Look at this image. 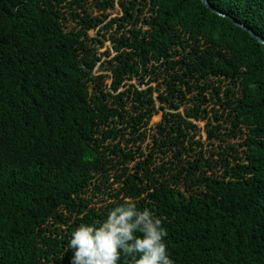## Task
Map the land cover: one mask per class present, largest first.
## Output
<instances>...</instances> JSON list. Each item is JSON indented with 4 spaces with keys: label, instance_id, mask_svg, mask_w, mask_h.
Returning <instances> with one entry per match:
<instances>
[{
    "label": "trees",
    "instance_id": "16d2710c",
    "mask_svg": "<svg viewBox=\"0 0 264 264\" xmlns=\"http://www.w3.org/2000/svg\"><path fill=\"white\" fill-rule=\"evenodd\" d=\"M85 1L0 0V264H70L71 232L125 198L161 219L174 264H264V45L201 0H119L122 16L101 27L115 24L110 75L95 76L101 40L88 32L105 15L91 16ZM207 1L264 40V0ZM72 4L81 13L67 29ZM94 5L105 12L114 0ZM146 76L162 79L157 99L169 109L185 101L182 87L196 91L186 113L194 118H204L209 95L221 111L214 121L243 136L240 153L228 148L233 165L219 155L222 174L206 175L199 155L172 174L170 161L155 166L150 155L132 173L119 168L134 159L120 142L141 140L155 113ZM165 131L153 141L160 152L183 142L179 123ZM112 170L124 177L115 202L86 210L90 188Z\"/></svg>",
    "mask_w": 264,
    "mask_h": 264
},
{
    "label": "rangeland",
    "instance_id": "374dc122",
    "mask_svg": "<svg viewBox=\"0 0 264 264\" xmlns=\"http://www.w3.org/2000/svg\"><path fill=\"white\" fill-rule=\"evenodd\" d=\"M94 1L95 0H86L83 3L84 8L87 9V13L93 17L96 16L99 18H102V15H105V18L103 19V22L96 27V29L90 30L88 32V36L97 39L99 38L101 40L100 44H96L97 56L100 57V61L96 65L93 73L95 76L101 74L106 76L110 75V73L106 70V67H108L106 62L112 59L115 55L109 40L110 35L115 29V24H112V27H101L109 23L112 18H120L122 16V12L118 4L119 0H114V7L112 9L106 10L105 12H99L94 5ZM63 11V15L65 17V26L67 29H69L75 25V20L72 19L73 14L75 12L81 13V8H78L75 4H72L70 9L66 8ZM128 28L129 26L127 29ZM144 80L147 86L153 89L152 97L155 103V113L143 127L144 136L140 137L141 140L130 141L129 138H131V136L127 135L125 136V139L120 142L119 146L123 148V150L131 149L134 159L122 166H119V168H126L130 173H132L135 170V163L138 161H145V158H149L150 155L155 166H160L163 163H168L170 161L172 164L165 165V167L173 169L170 171L172 174L176 173V170H174L176 169L175 166H185L187 161L194 162L199 155L202 156V158H204L209 164L208 167L206 165L202 167V170L205 171L206 175H210L211 173L216 175L222 174L219 155L224 156L227 154V162H229L230 165L234 164L231 157L233 154L228 148L233 146L236 152L240 153V143L242 142L243 136L239 138L230 137V132L228 130H224L225 125L223 124V119L214 121L212 110H218L219 116L221 115V111L219 110L220 108L218 106H214L210 102V97L207 93L203 94L206 102L202 105V108L206 111L204 118H194L192 116H188L186 113L189 112L193 103L196 102V91L187 93L185 88L182 87V91L185 93V101L183 104L179 105L176 110H173L160 103L157 99L159 93H164L165 90V85L162 79L158 78L156 81H154L146 76ZM103 82L104 86H109L111 83V78L104 77ZM126 83L128 85L130 84L135 86L138 90H143L147 87L144 84H140V82L137 80H130ZM128 85L121 87L120 90H126ZM170 115H179V119H173L170 117ZM182 121L188 122L192 127L185 128V126L182 124ZM178 123L183 134V142H181L182 145L178 144L176 147H171V150L161 148L162 152H160L158 148L154 146V138H159L161 136L163 137L166 134L165 130L169 131L170 126L178 125ZM213 126L219 127V131H217L219 139L208 136L207 130L212 129ZM212 131L215 132V130ZM173 135L175 136L176 134L173 133ZM128 139L129 141H127ZM125 145L126 149H124ZM182 147H184V149H182ZM139 153L144 154V157H139ZM195 173H198V171ZM119 174V170H112L107 175L106 182L103 185H100L99 190L93 187L90 188V192L87 194L86 198H91V202L88 204L86 210L93 208L95 211H98L107 204L115 202V198L113 196L119 192L121 182L124 179V177L119 179ZM118 197L122 198V194L119 193ZM78 217L81 218L82 215H78ZM69 226L70 223H68V227Z\"/></svg>",
    "mask_w": 264,
    "mask_h": 264
},
{
    "label": "clouds",
    "instance_id": "9594fccd",
    "mask_svg": "<svg viewBox=\"0 0 264 264\" xmlns=\"http://www.w3.org/2000/svg\"><path fill=\"white\" fill-rule=\"evenodd\" d=\"M167 230L149 208L140 210L131 198L110 208L99 221L80 223L70 234V264H174Z\"/></svg>",
    "mask_w": 264,
    "mask_h": 264
},
{
    "label": "water",
    "instance_id": "95a60500",
    "mask_svg": "<svg viewBox=\"0 0 264 264\" xmlns=\"http://www.w3.org/2000/svg\"><path fill=\"white\" fill-rule=\"evenodd\" d=\"M201 2L207 7L209 8V10L213 13H215L216 15L220 16V17H224V18H228L230 21H232L237 27H240L241 29L245 30L246 32H248V34L254 38L259 44L264 45V40L256 35L254 32H252L251 30H249L247 27L243 26L242 24L235 22L232 18L228 17L227 15L215 10L209 3L207 0H201Z\"/></svg>",
    "mask_w": 264,
    "mask_h": 264
}]
</instances>
